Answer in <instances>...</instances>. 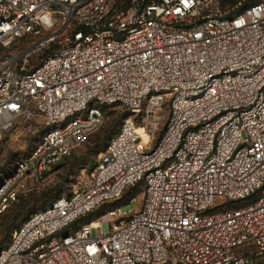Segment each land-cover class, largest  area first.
I'll use <instances>...</instances> for the list:
<instances>
[{
    "label": "built area",
    "instance_id": "obj_1",
    "mask_svg": "<svg viewBox=\"0 0 264 264\" xmlns=\"http://www.w3.org/2000/svg\"><path fill=\"white\" fill-rule=\"evenodd\" d=\"M229 1L0 0V148L38 136L2 175L0 217L57 183L105 107L128 112L94 169L26 220L0 264H264V0ZM142 181L131 216L117 206L75 227Z\"/></svg>",
    "mask_w": 264,
    "mask_h": 264
},
{
    "label": "trees",
    "instance_id": "obj_2",
    "mask_svg": "<svg viewBox=\"0 0 264 264\" xmlns=\"http://www.w3.org/2000/svg\"><path fill=\"white\" fill-rule=\"evenodd\" d=\"M124 8H127V6L130 3V0H121ZM230 4H233V0L229 1ZM23 41V40H22ZM55 49V46H52L47 51V54L42 57V60L39 62L38 66L41 65L42 61ZM8 51H11L9 49ZM104 124L101 127L100 131L102 132L100 136H98L97 140L95 141L96 146L101 147L108 145L111 138L119 131L122 122L124 118L128 115V112L125 111V109L122 106L119 105H112L107 106L104 108ZM166 111H169V107L166 106ZM108 119V123L105 125V120ZM105 125V127H104ZM164 127H162L160 131V135L163 132ZM99 131V132H100ZM98 132V133H99ZM18 134L27 133V135L32 136V140L36 141L38 136L30 134L27 130H23L20 132H17ZM96 135V134H95ZM94 136V135H93ZM92 136V137H93ZM91 137V138H92ZM90 138V139H91ZM89 139V140H90ZM88 140V141H89ZM105 151V149H104ZM75 152H73L69 157H67L64 162L60 165L61 173L59 180L61 182H58L55 184L54 188H48L46 190H43L41 192H35L32 193L26 197L20 198L19 202L12 207L7 213H5L3 216L0 217V251L4 248H6L13 237V234L26 222V220L35 212L44 210L46 207L49 206L50 203H52L55 199L63 196L61 195L65 190V183L69 181L68 177L75 168L72 166L71 169L68 167V160L73 156ZM99 153V151H98ZM66 161V162H65ZM12 169V168H10ZM9 170H1L2 175L6 174ZM72 170V171H71ZM6 171V172H5ZM5 172V173H4ZM64 173L66 176H64ZM2 175L0 177V181L2 179ZM142 188L143 193L145 194V183L144 181L137 184L135 187H131L127 189L122 197V199L116 203H108L101 205L88 215L82 217L78 220V222L75 224V227H78V225L83 224H90L94 221H96L98 218H100L102 215L106 214L107 212L113 210L115 207H123L125 204L123 203L124 198L131 192L136 189ZM141 190V189H139ZM66 195V194H64ZM144 199V198H143ZM45 205H47L45 207ZM41 206V208L39 207ZM34 207V209H33ZM33 210V211H31ZM29 214V215H28Z\"/></svg>",
    "mask_w": 264,
    "mask_h": 264
},
{
    "label": "rangeland",
    "instance_id": "obj_3",
    "mask_svg": "<svg viewBox=\"0 0 264 264\" xmlns=\"http://www.w3.org/2000/svg\"><path fill=\"white\" fill-rule=\"evenodd\" d=\"M22 40L17 41L10 48L11 49L10 52L24 51L30 48L31 46L37 44V42H39V39L33 37L24 38ZM49 48L51 47L43 48L41 49V51H38L35 54H33L29 58L28 63L26 65L28 69L31 70L36 68L39 62L42 60V57H44L47 54L46 50H49ZM166 115H168V113ZM107 123H108V119L105 120V125ZM101 133H102L101 131L99 133H96V135H94L89 141H87L81 148L75 151V153L70 158V160H68V167H70L71 169V167L73 166L75 170H73V172H71L72 174L69 175L68 177L69 181L65 183V190L61 195L64 194L67 195L70 193V190L74 182L73 178L77 174L90 173L98 163L99 157L104 152L105 149L104 146L98 147L95 144V141L97 140L98 136L101 135ZM34 143L35 141L32 140V136L27 135V133L24 134L13 133L11 136L4 139L0 148V177L3 174L1 173V170H9L10 168H13L15 164L19 161V159L24 157L30 151ZM64 176H66L65 173ZM59 182L61 181L59 180ZM54 186H52L51 188H54ZM139 189L131 191L124 198L123 203L128 205L121 207V212L123 214L127 216H131V212L133 210H137L141 208L143 203L144 193L142 188ZM46 206L47 205H45V207ZM39 207L41 208V206ZM110 228H111L110 224L108 223L103 224L102 226L103 233L109 234Z\"/></svg>",
    "mask_w": 264,
    "mask_h": 264
},
{
    "label": "water",
    "instance_id": "obj_4",
    "mask_svg": "<svg viewBox=\"0 0 264 264\" xmlns=\"http://www.w3.org/2000/svg\"><path fill=\"white\" fill-rule=\"evenodd\" d=\"M2 187V185H0V188Z\"/></svg>",
    "mask_w": 264,
    "mask_h": 264
}]
</instances>
